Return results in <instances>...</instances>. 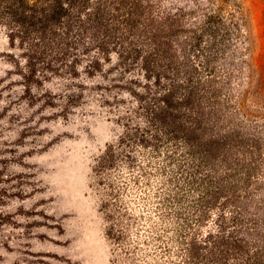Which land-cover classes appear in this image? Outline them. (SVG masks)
Returning <instances> with one entry per match:
<instances>
[{
  "label": "rangeland",
  "instance_id": "rangeland-1",
  "mask_svg": "<svg viewBox=\"0 0 264 264\" xmlns=\"http://www.w3.org/2000/svg\"><path fill=\"white\" fill-rule=\"evenodd\" d=\"M110 1L123 8L119 20L100 25V35L108 30L106 52L90 33L73 31L44 46L11 40L0 25V264H130L106 234L97 161L128 126L143 123L142 98L186 73H215L217 87L223 82L222 113L205 131L219 134L215 151L226 153V167L236 156L245 164L241 152L255 157L250 169H236L242 179L226 189V202L241 212L234 224L245 241L236 244L264 249V0ZM218 12L230 31L209 65L201 53L189 54L185 40L203 14ZM148 35L165 55L160 88L139 53L118 55L121 43ZM223 259L239 264L233 254L216 255L217 264Z\"/></svg>",
  "mask_w": 264,
  "mask_h": 264
},
{
  "label": "trees",
  "instance_id": "trees-1",
  "mask_svg": "<svg viewBox=\"0 0 264 264\" xmlns=\"http://www.w3.org/2000/svg\"><path fill=\"white\" fill-rule=\"evenodd\" d=\"M119 3L0 0V25L8 29L11 40L44 46L71 37L73 31L78 36L90 33L92 40L100 42L98 49L106 52L108 30L100 35V25H104L102 20H119L115 17L123 8ZM130 14H121L119 22L125 25V16ZM202 16L185 43L189 54L197 57L196 52L201 53L210 65L224 53L230 28L224 13ZM155 36L148 35L144 41L136 38L127 47L121 43L118 55L123 60L125 53H139L142 68L152 73L153 84L160 88L159 69L165 55ZM203 37L208 39L202 52ZM214 74L198 78L186 73L179 76L180 83L174 78V83L142 98L146 101L141 106L143 123L128 126L120 141L97 161L95 173L105 191L106 234L130 264H217L218 254L225 259L233 254L239 264L262 263V245L245 244L243 248L236 244L245 241L238 236L239 224H234L241 212L226 202V189L231 192L233 184L242 179L235 176L236 169H250L255 157L241 152L245 164L236 156L226 167V153L215 151L220 143L213 138L219 134L205 131L204 124L216 120V112L222 113L224 105L223 82L217 87L220 77ZM203 99L209 102L208 112L203 111ZM116 165L123 169H113ZM219 264L227 263L223 259Z\"/></svg>",
  "mask_w": 264,
  "mask_h": 264
}]
</instances>
